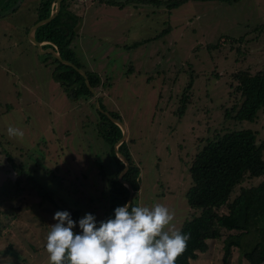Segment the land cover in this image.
Instances as JSON below:
<instances>
[{"label":"rangeland","instance_id":"374dc122","mask_svg":"<svg viewBox=\"0 0 264 264\" xmlns=\"http://www.w3.org/2000/svg\"><path fill=\"white\" fill-rule=\"evenodd\" d=\"M108 1L113 4L69 0L80 20L69 46L80 69L106 83L96 95L125 127L127 151L139 168L135 206L165 205L178 230L191 211L185 163L212 131L249 128L257 140L264 137V108L253 121L224 115L236 99L231 74L264 67V31L257 32L264 0H187L169 10ZM37 3L0 0V264H49L46 237L57 211H78L76 234L85 214L97 226L111 217L107 188L115 163L97 133L94 98L70 99L52 76L51 57L28 41ZM182 94L187 99L178 115ZM10 125L23 137L10 138ZM226 234L207 240V250L189 264H222ZM259 239L255 230L243 234L227 264H247L243 252Z\"/></svg>","mask_w":264,"mask_h":264},{"label":"trees","instance_id":"16d2710c","mask_svg":"<svg viewBox=\"0 0 264 264\" xmlns=\"http://www.w3.org/2000/svg\"><path fill=\"white\" fill-rule=\"evenodd\" d=\"M134 1L155 6L162 5L169 10L187 0ZM54 2L55 0H38L32 24L47 17ZM107 3L113 4L108 0ZM68 5L69 0H61L58 13L50 21L35 28L34 38L38 42H45L42 45L43 48L54 46L62 59L80 68L75 63L74 52L69 46L75 35L74 28L77 25L78 16L68 9ZM261 31H264V24L257 29L258 33ZM230 41L240 43L242 40L232 38ZM48 55L53 62L52 76L70 99L88 100L93 97L84 84L83 77L76 70ZM84 73L88 84L93 89L99 85L105 87L106 83L100 82L95 72L84 71ZM231 77L232 82L229 85L236 99L232 106L224 110V115L233 121H253L257 112L264 108V67L255 71L238 70L232 73ZM186 96L187 94H182L179 98V105L176 108L178 115L184 111ZM97 99L99 108L105 111L99 97ZM95 110L99 115L97 133L110 145L115 163L114 174L107 188V209L111 215L110 218L114 219V210L126 203L128 195L127 188L117 180V174L123 168V163L112 149L113 143L119 139L121 132L103 112L96 108ZM108 113L111 117L119 119L116 114ZM117 150L128 161V168L123 173L122 179L132 188L130 204L135 206V194L139 189V168L130 157L125 140L118 145ZM5 158L14 169L15 165L8 154H5ZM185 167L190 178V186L184 196L191 211L178 230L190 234V239L186 250L176 259L175 264H189V260L196 259L198 253L207 250V240L219 239L224 231L227 234L223 237L221 262L227 264L231 248L239 247L241 236L250 230L259 232L260 239L243 252L245 262L264 264V178H262L264 176V137L257 140L255 132L249 128L213 130L204 140L201 148L185 163ZM253 178L261 179L255 185L242 186L245 180ZM13 183L17 185L18 180L14 179ZM231 193H233L232 197H230ZM70 215L73 221L78 220L77 210L71 211ZM106 220H100L98 224Z\"/></svg>","mask_w":264,"mask_h":264},{"label":"clouds","instance_id":"9594fccd","mask_svg":"<svg viewBox=\"0 0 264 264\" xmlns=\"http://www.w3.org/2000/svg\"><path fill=\"white\" fill-rule=\"evenodd\" d=\"M10 138L23 137L14 126ZM174 213L163 204L132 206L114 210V219L99 222L92 214L78 221L80 234L73 232L77 222L67 211H57L48 226L45 250L49 264H175L186 250L190 234L170 226Z\"/></svg>","mask_w":264,"mask_h":264},{"label":"water","instance_id":"95a60500","mask_svg":"<svg viewBox=\"0 0 264 264\" xmlns=\"http://www.w3.org/2000/svg\"><path fill=\"white\" fill-rule=\"evenodd\" d=\"M60 2L61 0H55L53 8L51 9L49 15L43 19H40L36 22H34L28 29L27 31V38L29 39V41L36 47L37 51L41 54L47 53L50 54L54 59H56L59 63L64 64V65H68L71 68H73L74 70H76L82 77H83V81L84 84L86 85V87L89 89V91L91 92L93 98H94V105L95 108L101 112H103L105 114V116L112 122L114 123L116 126H118V128L120 129V137L118 140H116L113 145H112V149L114 154L116 155V157L123 163V168L121 169V171L118 172L117 174V180L123 184L127 190H128V195H127V200L126 203L130 204L131 202V198H132V188L129 185L128 182H126L125 180L122 179V175L123 173L126 171V169L128 168V161L127 159L117 150V147L120 143H122L125 140L126 137V131H125V127L123 126V124L121 123V121L117 118H113L109 115L108 112L106 111H102V109L99 108L98 105V99H97V95L95 90L88 84L87 81V77L84 73L83 70H81L80 68L76 67L73 63L62 59L60 57V55L58 54V52L56 51L55 47L53 46V48H43L42 45L45 42H38L35 38H34V30L37 26L42 25L48 21H50L59 11L60 8ZM80 21V20H79ZM78 21V24L75 26L74 30H76L79 26H80V22ZM125 203V204H126Z\"/></svg>","mask_w":264,"mask_h":264},{"label":"crops","instance_id":"0c3cea01","mask_svg":"<svg viewBox=\"0 0 264 264\" xmlns=\"http://www.w3.org/2000/svg\"><path fill=\"white\" fill-rule=\"evenodd\" d=\"M31 24H32V23H31ZM31 24H30V26H31ZM30 26H29V27H30ZM29 27H28V29H29ZM28 29H27V31H28ZM27 31H26V32H27ZM27 39H28V38H27ZM28 41H29V39H28ZM29 42H30V41H29ZM30 43H31V42H30Z\"/></svg>","mask_w":264,"mask_h":264}]
</instances>
